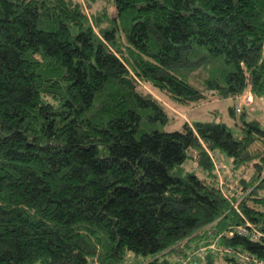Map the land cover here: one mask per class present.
<instances>
[{"label": "trees", "instance_id": "trees-1", "mask_svg": "<svg viewBox=\"0 0 264 264\" xmlns=\"http://www.w3.org/2000/svg\"><path fill=\"white\" fill-rule=\"evenodd\" d=\"M150 87L264 100V0H0V264H172L216 239L264 261V122L166 130ZM209 152L252 168L236 193Z\"/></svg>", "mask_w": 264, "mask_h": 264}, {"label": "rangeland", "instance_id": "rangeland-1", "mask_svg": "<svg viewBox=\"0 0 264 264\" xmlns=\"http://www.w3.org/2000/svg\"><path fill=\"white\" fill-rule=\"evenodd\" d=\"M101 6V2H96L93 4L92 9H99ZM151 89V92L159 98L163 103L166 105V109L170 113V115L174 116L173 123H170L165 126L166 130H175L180 129L181 124L184 121L187 122H193V121H222L225 122L228 125H237V123L240 121L239 118V112H236V117H231L228 108L233 105L236 100L232 98H224L221 99L212 92H208L207 98L201 100L200 102L196 104H190V105H178L177 103L171 101L166 96H163L162 94L158 93L154 89ZM246 110V109H245ZM248 112V118H256L264 122V100L261 99H254L252 105L250 108L247 109ZM257 147V146H256ZM219 157V156H218ZM224 158V165L229 171V163ZM194 164L192 162H188L187 166H193ZM242 173L238 174V179L232 178L233 174L229 173L226 177L231 178V192L230 194L236 193L237 188V182H239L240 178L248 179L251 175L252 168H246L241 169ZM232 176V177H231ZM228 187V186H226ZM226 191V190H225ZM227 192V191H226ZM128 259L127 264H139L141 262L142 257L135 259L131 253H128ZM177 259L173 258L172 263L176 262Z\"/></svg>", "mask_w": 264, "mask_h": 264}, {"label": "built area", "instance_id": "built-area-1", "mask_svg": "<svg viewBox=\"0 0 264 264\" xmlns=\"http://www.w3.org/2000/svg\"><path fill=\"white\" fill-rule=\"evenodd\" d=\"M253 97L250 92V88H247L236 100V102L233 104V107L236 111H241L242 109H248L252 105ZM209 155L212 159L214 170L216 173V185L221 189L222 193L225 196H228L227 189L230 191L232 189L231 186V178L225 177L223 175V168L224 165L218 159L214 153L209 152ZM238 174H236L235 178L238 179ZM228 186V187H226ZM226 190V191H225ZM236 232L243 236H248L252 239H257L260 236V233L252 227L249 223H246L245 225H239L236 227ZM233 232H228V235H232ZM212 251V252H221V253H229L236 257L239 264H264L263 260L257 259L251 255H248L246 253L238 252L230 250L226 246H222L218 243L217 239L209 243L208 245H202L198 246L194 249H192L189 253L182 257H176L177 261L172 264H200L201 259L203 258V255L206 251Z\"/></svg>", "mask_w": 264, "mask_h": 264}]
</instances>
